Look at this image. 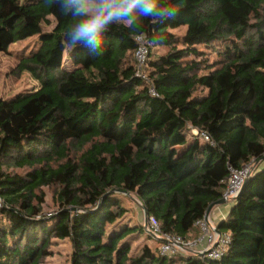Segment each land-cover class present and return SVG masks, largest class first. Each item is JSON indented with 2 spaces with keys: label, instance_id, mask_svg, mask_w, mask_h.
<instances>
[{
  "label": "trees",
  "instance_id": "16d2710c",
  "mask_svg": "<svg viewBox=\"0 0 264 264\" xmlns=\"http://www.w3.org/2000/svg\"><path fill=\"white\" fill-rule=\"evenodd\" d=\"M167 3L174 17L113 24L94 56L64 46L74 19L54 0H0V53L36 36L13 72L39 82L0 96V264H41L56 240L69 241L68 264H264V0ZM49 17L54 26L42 29ZM136 35L148 49L145 77ZM220 42L212 62L197 48ZM250 161L252 174L217 222L230 235L220 258L161 256L147 234L135 244L143 222L128 224L122 191L162 232L194 238L228 167ZM49 185L57 207L44 215Z\"/></svg>",
  "mask_w": 264,
  "mask_h": 264
},
{
  "label": "clouds",
  "instance_id": "9594fccd",
  "mask_svg": "<svg viewBox=\"0 0 264 264\" xmlns=\"http://www.w3.org/2000/svg\"><path fill=\"white\" fill-rule=\"evenodd\" d=\"M74 23L65 31L63 44L68 49L83 46L89 55L100 56L104 34L113 24L129 29L140 27L142 19L163 23L177 13L167 0H54ZM196 130L194 129V132ZM211 211V210H210ZM143 215L145 216L144 212ZM146 218V216H145Z\"/></svg>",
  "mask_w": 264,
  "mask_h": 264
},
{
  "label": "rangeland",
  "instance_id": "374dc122",
  "mask_svg": "<svg viewBox=\"0 0 264 264\" xmlns=\"http://www.w3.org/2000/svg\"><path fill=\"white\" fill-rule=\"evenodd\" d=\"M51 22V25H42V29L50 30L54 26L53 17L48 18ZM183 32V30L181 31ZM37 37L33 36L30 38H26L24 40L15 42L10 44L9 52L0 53V96L4 98L11 97L17 93L30 91L36 87H38L39 82L33 78L30 73L23 72L21 74H14L13 68L16 64L17 58L20 59L23 55L27 54L30 50L36 49ZM223 44L212 43L210 47L205 45H198L197 48L204 53H206L210 62L218 58L217 50H221ZM167 51V48L164 46L157 47V54H163ZM65 58V57H64ZM59 162L52 161L50 164L52 166H57ZM7 167L5 169L9 172L25 175L30 168L28 166L19 168L16 166H9L6 163ZM39 165H36L38 167ZM57 189V185H49L42 186L41 190L44 193V203L42 204L44 215H49L54 212L56 209V205L54 203V194ZM122 194V203L127 207V215L125 217H131L128 220V224L132 226L140 225L143 221V210L138 205L136 201L133 199V194L126 193ZM121 197V196H120ZM139 222H137V221ZM147 239L146 232L138 230L136 235V243L145 241ZM150 240V239H149ZM148 241V240H147ZM134 245H132V248ZM53 254L49 257H46L41 264H68L69 256L71 253V245L68 240H56L54 244L51 246Z\"/></svg>",
  "mask_w": 264,
  "mask_h": 264
},
{
  "label": "built area",
  "instance_id": "2783aa9c",
  "mask_svg": "<svg viewBox=\"0 0 264 264\" xmlns=\"http://www.w3.org/2000/svg\"><path fill=\"white\" fill-rule=\"evenodd\" d=\"M135 40L138 43V48L135 51L137 70L141 76L145 77L143 69L146 65L148 53L145 36L136 35ZM202 136L204 139H208V136L203 133ZM254 167L255 163L253 161L245 163L240 167H228L229 174L220 197L224 199L225 204H233L244 181L252 174ZM142 222L144 232L148 236L159 239L158 253L161 256H198L200 258L218 259L223 255L230 242L229 233L217 229V223L211 218L210 212L207 216L204 213L200 219L195 221L198 235L194 238H185L181 235L162 232L158 222L153 217H146Z\"/></svg>",
  "mask_w": 264,
  "mask_h": 264
},
{
  "label": "crops",
  "instance_id": "0c3cea01",
  "mask_svg": "<svg viewBox=\"0 0 264 264\" xmlns=\"http://www.w3.org/2000/svg\"><path fill=\"white\" fill-rule=\"evenodd\" d=\"M231 205H227L224 202L218 205H215L211 211H210V216L213 219L215 223H217L219 220L224 219L227 216V213L230 209ZM145 216L143 215V220Z\"/></svg>",
  "mask_w": 264,
  "mask_h": 264
},
{
  "label": "water",
  "instance_id": "95a60500",
  "mask_svg": "<svg viewBox=\"0 0 264 264\" xmlns=\"http://www.w3.org/2000/svg\"><path fill=\"white\" fill-rule=\"evenodd\" d=\"M244 182H245V181H244ZM114 191L119 192V190H116V189H114ZM122 193H123V194H126L125 191H122ZM223 202H224V199L219 198L218 200H216V201L210 203V204L208 205L206 211H205V216L208 215V213L210 212V210H211L215 205L221 204V203H223ZM71 210H74V211H75V210H77V209H76L75 207H72ZM143 212H144V214H145V216H146V211H145L144 209H143Z\"/></svg>",
  "mask_w": 264,
  "mask_h": 264
}]
</instances>
